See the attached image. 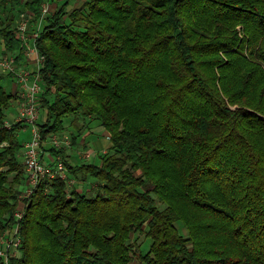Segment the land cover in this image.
<instances>
[{
    "label": "trees",
    "instance_id": "trees-1",
    "mask_svg": "<svg viewBox=\"0 0 264 264\" xmlns=\"http://www.w3.org/2000/svg\"><path fill=\"white\" fill-rule=\"evenodd\" d=\"M49 1L0 0V55L21 57L29 11L41 148L77 182L45 178L15 217L27 123L6 125L18 95L0 72V237L19 223L22 238L9 264H264V0L68 1L43 15ZM73 116L109 133L99 164L51 144Z\"/></svg>",
    "mask_w": 264,
    "mask_h": 264
},
{
    "label": "built area",
    "instance_id": "built-area-1",
    "mask_svg": "<svg viewBox=\"0 0 264 264\" xmlns=\"http://www.w3.org/2000/svg\"><path fill=\"white\" fill-rule=\"evenodd\" d=\"M48 6L45 3L43 5L42 13L46 15ZM22 18L17 25L16 36L23 41L24 50L27 54H35V62L37 70H21L17 71V58L13 54L0 55V72L4 74L16 75L17 83L15 84V90L13 93L18 95L17 102L19 104V112L15 122L23 121L32 125V137L27 140L23 148V166L25 169V183L26 189L19 196L20 207L15 212V217L19 220L24 215V199L28 198L38 184L45 178L54 179L60 177L68 180V184L71 186L75 183V180L68 178V170L59 157L56 160L47 162L41 157V136L38 130V121L40 118V96L43 90V84L39 70L44 61V56L41 55L36 46L37 32L29 34V20L31 13L29 11L21 14ZM20 16V17H21ZM30 39L33 43L30 44ZM14 122H6L7 126H11ZM52 144L59 147L60 141L57 136L52 137ZM90 154H88L89 156ZM54 163V164H52ZM0 257L4 260L5 264H9L11 258L16 257L19 247L22 243L20 235L19 223L13 225L12 230H6L0 237Z\"/></svg>",
    "mask_w": 264,
    "mask_h": 264
},
{
    "label": "rangeland",
    "instance_id": "rangeland-1",
    "mask_svg": "<svg viewBox=\"0 0 264 264\" xmlns=\"http://www.w3.org/2000/svg\"><path fill=\"white\" fill-rule=\"evenodd\" d=\"M68 7L71 8L72 5L69 4ZM21 18H22V16L19 18L18 22L20 21ZM18 22H17V25H18ZM1 49H2V47H1V40H0V50ZM29 67H30V65H28V68H23V70H32L31 67H30V69H29ZM21 70L22 69L20 68V66H17V71L20 72ZM6 75H8V74L6 73ZM16 77L17 76L14 75L12 77L5 78L1 82V84L11 93H13L15 90H18V89H15V84L17 83ZM43 92H44V87H43L41 94H43ZM49 98L51 99L52 96H49ZM40 99H41V97H40ZM18 112H19V104H18L17 99H16L12 103V105L6 110V113L8 116L7 121L11 122L9 120V118H12L13 116H16V118H17ZM45 117H46V109L44 107L40 106V118H39L38 123H43L45 120ZM64 124H65V131L60 133V134H57L55 136H57L58 140L60 141L59 147L64 146L65 148H69V150L67 151L68 155L69 156L74 155L71 163L73 165H77V164H81V163L99 164L100 163V157L104 154V150L106 148H107L106 151L108 150V148H109L108 146L111 143L110 138H108L109 133L104 131L105 129H102L101 131H96L93 136H91V135L87 136L88 134L94 132V129L96 126L97 127L101 126L99 124V122L95 121V120L91 121L89 119L87 121V126H83L82 125L83 122H80V124H79L73 117H67L66 119H64ZM80 126L83 127L82 133H79V127ZM86 127H88L89 130L92 129L91 132L84 133V131H86ZM73 134L74 135L78 134L76 143L73 142V139H72ZM85 135L87 136V138L85 137ZM31 137H32V125L27 124L26 128H24L23 130H21L19 132V140L22 143H24L27 139L29 140ZM85 139H86V143L84 142ZM81 141H83V142L81 143ZM51 144H52V138H51ZM84 144H86V146H83ZM46 147H48V145H46ZM42 151H43V149H42ZM88 154H90V155L88 156ZM71 156H70V158H71ZM19 159L22 162L24 160L23 149L19 154ZM24 182H25V180H24ZM84 182L87 184V187L89 188V190H90V188H95V185H94L95 179L89 178L87 181H84ZM75 185H76V183L72 184V187H74ZM19 189L22 193L25 191L26 186L24 185V183L19 186ZM88 192H91V191H88ZM178 226H181V224ZM133 242H134L135 246H141L142 248L144 247L145 249L148 248L149 243H150V241H148V239L146 238L144 233L136 234L133 237ZM131 264H142V263L139 261L138 258H135Z\"/></svg>",
    "mask_w": 264,
    "mask_h": 264
},
{
    "label": "crops",
    "instance_id": "crops-1",
    "mask_svg": "<svg viewBox=\"0 0 264 264\" xmlns=\"http://www.w3.org/2000/svg\"><path fill=\"white\" fill-rule=\"evenodd\" d=\"M68 1H70V4L72 5V7L71 8H69V7H67V9L66 10H69V11H71L72 9H74V8H76V7H78V6H80L85 0H54V1H49L48 3H46L47 4V6H48V11H47V14L46 15H52L55 11H57L58 9H59V7L62 5V4H64L65 2H68ZM42 25H41V22H38V24H36V25H34V26H31V29H29V26H28V31H29V34L31 35V34H33L34 32H37L38 31V29L41 27ZM29 43L30 44H32L33 43V40L32 39H30V41H29ZM2 47V46H1ZM23 48H24V43H23ZM3 47H2V49L0 50V54H4V53H2L3 52ZM8 54H11V53H8ZM17 55V54H16ZM35 54H27L26 52H25V50H23V53L21 54V57L19 58V59H17V65L18 66H20V68L21 69H23V68H28V65H30V67H31V69L33 70V71H35V70H37V68H36V62H35ZM23 66V67H22ZM30 67H29V69H30ZM36 68V69H35ZM8 118V117H7ZM73 118L76 120L77 118L75 117V116H73ZM9 120L11 121V122H15V120H16V116H13L12 118H9ZM87 121H88V119H85L84 117H82V116H79V118H78V123L80 124V122H83V124L82 125H84V126H87ZM89 123V122H88ZM26 128V127H25ZM102 129H104V127H102V126H100V127H95V129H94V132L93 133H90V134H88L87 136H89V135H91V136H93L94 135V133L96 132V131H101ZM27 130V129H26ZM88 130V131H87ZM91 130L92 129H90L89 130V128L88 127H86V131H84V133H89V132H91ZM104 131H106V130H104ZM83 132V131H82ZM107 132V131H106ZM105 132V133H106ZM108 133V132H107ZM55 136V135H54ZM87 136L85 135V137L87 138ZM108 138H110V136L108 137ZM28 140V139H27ZM26 140V141H27ZM83 140V139H82ZM25 141V142H26ZM25 142H24V144H25ZM83 141H81V143H82ZM84 142L86 143V139L84 140ZM110 145H111V143L109 144V146L108 147H110ZM83 146H86V144H84ZM48 147H43L42 149H43V151L41 152V157L45 160V161H47V162H51V161H53V160H55V158H53V156L50 154V152L48 151V149H47ZM107 149V148H106ZM106 149L104 150V153L106 152ZM69 150V148H67V151ZM71 156V155H70ZM70 156L68 155V159L70 160V161H72V158H73V156L74 155H72L71 156V158H70ZM73 180H75V179H73ZM77 181L75 180V183H76ZM24 185L26 186V183L24 182ZM76 186V185H75ZM78 189L80 190V191H86V192H88V191H91L93 188H90V190H89V188L87 187V184L85 183V182H80L79 184H78ZM88 189V190H87ZM18 191L20 192V193H22L21 191H20V189H18Z\"/></svg>",
    "mask_w": 264,
    "mask_h": 264
}]
</instances>
